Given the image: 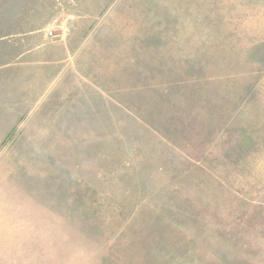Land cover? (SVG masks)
<instances>
[{"label":"rangeland","instance_id":"rangeland-1","mask_svg":"<svg viewBox=\"0 0 264 264\" xmlns=\"http://www.w3.org/2000/svg\"><path fill=\"white\" fill-rule=\"evenodd\" d=\"M0 264H264V0H0Z\"/></svg>","mask_w":264,"mask_h":264}]
</instances>
